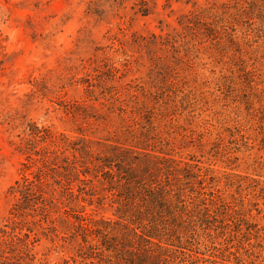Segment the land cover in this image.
Here are the masks:
<instances>
[{"label":"rangeland","instance_id":"374dc122","mask_svg":"<svg viewBox=\"0 0 264 264\" xmlns=\"http://www.w3.org/2000/svg\"><path fill=\"white\" fill-rule=\"evenodd\" d=\"M158 187L264 264V0H0V264H113Z\"/></svg>","mask_w":264,"mask_h":264},{"label":"trees","instance_id":"16d2710c","mask_svg":"<svg viewBox=\"0 0 264 264\" xmlns=\"http://www.w3.org/2000/svg\"><path fill=\"white\" fill-rule=\"evenodd\" d=\"M136 182L137 192L145 190L143 181ZM130 184L134 186L135 181ZM171 192L172 189L160 187L157 191L153 188L149 193L150 203L146 198L139 200L145 206L139 204L135 210L132 222L127 226V236L120 241L123 242L122 247L115 246L110 250L113 253L110 257L115 258L113 264H189L183 256L185 253H182L185 251L181 250L184 248V234L179 230L190 216L188 206L193 207V202L184 200L183 192ZM142 221L149 223L151 229L146 232L139 230L138 223Z\"/></svg>","mask_w":264,"mask_h":264}]
</instances>
